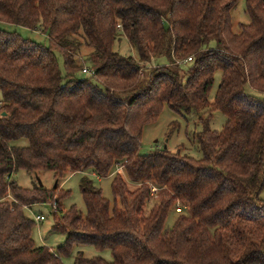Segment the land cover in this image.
I'll use <instances>...</instances> for the list:
<instances>
[{"label":"trees","instance_id":"trees-1","mask_svg":"<svg viewBox=\"0 0 264 264\" xmlns=\"http://www.w3.org/2000/svg\"><path fill=\"white\" fill-rule=\"evenodd\" d=\"M238 1L0 0V22L49 41L0 28V264H64L80 245L113 260L78 252L74 264H264V0H246L250 22L235 33ZM121 34L138 59L114 51ZM85 69L91 77L79 78ZM166 105L208 112L201 159L142 153L144 129ZM213 111L227 117L221 132ZM22 170L58 182L113 176V202L84 177L86 214L65 211L68 191L23 188ZM56 198L52 230L65 242L38 247L25 211Z\"/></svg>","mask_w":264,"mask_h":264},{"label":"rangeland","instance_id":"rangeland-1","mask_svg":"<svg viewBox=\"0 0 264 264\" xmlns=\"http://www.w3.org/2000/svg\"><path fill=\"white\" fill-rule=\"evenodd\" d=\"M233 31L240 32L241 24H248L250 18L246 13V0H239L236 8L232 12ZM0 28L7 32H16L22 38L31 40L38 44L49 46L48 37L42 33L41 30H30L21 26L0 22ZM114 51L122 56H131L138 59V54L135 48L129 43L127 38L122 34L119 35L113 47ZM91 52L88 48H83L82 58H86ZM60 65L63 67V61L60 56ZM166 62L160 60L154 64L164 65ZM79 78L91 77V73L80 72ZM221 80V73L217 72L215 75V83L209 96V101L213 102ZM251 93L259 95L252 90ZM210 127L214 131L221 132L227 122V117L219 112L213 111ZM208 112L201 113H185L184 111H175L168 105L164 109L154 124L147 125L144 129L142 139V153H148L156 148H167L171 152L180 151L182 154H187L195 159H201L202 153L198 147V134L203 127L200 123V117H207ZM16 145L26 146L27 140L22 139ZM84 177L93 181L96 187L103 191L106 199L113 202V195L111 190V183L113 176L99 180L91 170L85 173H77L67 176L64 180L58 182L54 175L50 172L28 173L26 171H19L15 174L16 182L23 188L31 189L40 186V181L45 188L52 189L58 184L60 190L68 191L69 195L61 202L63 210L67 211L75 206L83 215L86 214V207L81 193V182ZM261 199L264 201V192L261 194ZM56 198L51 204H40L30 207L25 211L26 216L35 222L33 231V239L38 247L46 246L51 249H56L65 242V235L54 232L52 227L54 225V203H57ZM60 204V203H59ZM44 215L45 220L37 223L36 216ZM176 214L172 212L169 215L167 226H172ZM78 252H82L86 258L101 257L105 261L111 262L113 260L112 254L109 250H98L93 246L80 245L73 249L72 256L64 259V264H74V258Z\"/></svg>","mask_w":264,"mask_h":264},{"label":"built area","instance_id":"built-area-1","mask_svg":"<svg viewBox=\"0 0 264 264\" xmlns=\"http://www.w3.org/2000/svg\"><path fill=\"white\" fill-rule=\"evenodd\" d=\"M192 60V58H188L186 62H190ZM84 73H90L87 69L84 70ZM0 106H1V103H0ZM119 171H123L122 168H119ZM153 192H155V189H153ZM57 207H56V203H54V212L56 211ZM177 211H181L180 209H178ZM45 216L44 215H39V216H36L35 218V221L37 223H40V222H43L45 220Z\"/></svg>","mask_w":264,"mask_h":264},{"label":"water","instance_id":"water-1","mask_svg":"<svg viewBox=\"0 0 264 264\" xmlns=\"http://www.w3.org/2000/svg\"><path fill=\"white\" fill-rule=\"evenodd\" d=\"M43 186V184L41 183V181H40V187H42ZM57 187V184L55 185V187L54 188H56Z\"/></svg>","mask_w":264,"mask_h":264}]
</instances>
